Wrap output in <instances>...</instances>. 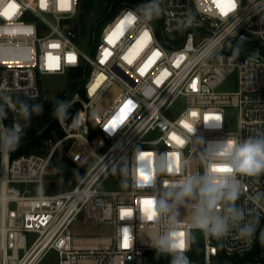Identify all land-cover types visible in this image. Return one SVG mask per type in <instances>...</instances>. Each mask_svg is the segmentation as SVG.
Returning a JSON list of instances; mask_svg holds the SVG:
<instances>
[{"label": "built area", "instance_id": "2783aa9c", "mask_svg": "<svg viewBox=\"0 0 264 264\" xmlns=\"http://www.w3.org/2000/svg\"><path fill=\"white\" fill-rule=\"evenodd\" d=\"M156 2L161 13L155 22L138 13L109 42L126 13L136 10L122 7L102 28L96 51L86 53L78 37L80 0H0V13L7 12L0 14V98L38 101L40 116L58 99V90L45 94L41 80L72 78L59 92L69 97L67 113L54 119L63 135L44 141L46 154L0 151V264H157L150 253H158L156 242L170 230L185 239L189 264H264V173L237 176L242 194L236 203L248 219L258 218L250 240L235 228L219 239L198 230L196 198L174 203L173 213L156 215L150 208L153 200L173 203L174 182L203 175L209 166L219 171L217 143L264 132V46L242 41L264 42V0H233L235 8L228 0L219 6L217 0ZM234 43L263 50L240 57L239 49L228 48ZM205 45L215 48L209 53ZM232 76L236 91L220 92ZM231 107L238 111L234 132L227 128ZM215 116L220 119L205 123ZM114 118L115 131H105ZM0 126L6 127L4 120ZM31 128L25 125V132ZM63 147L84 173L74 187L48 194L56 174L50 165ZM175 153L178 161L173 157L169 168ZM140 169L151 177L143 187L137 186ZM117 174L123 188L106 189ZM23 184L36 185V193L17 187ZM223 207L217 214L225 215ZM125 211L130 214L122 216ZM81 222L111 234L75 236Z\"/></svg>", "mask_w": 264, "mask_h": 264}, {"label": "clouds", "instance_id": "9594fccd", "mask_svg": "<svg viewBox=\"0 0 264 264\" xmlns=\"http://www.w3.org/2000/svg\"><path fill=\"white\" fill-rule=\"evenodd\" d=\"M138 13L139 18L148 22L159 16L161 8L156 0H150L149 3L140 5L135 11L129 10L126 16L133 17V21H135L138 18ZM214 48V45L211 48L205 45L204 50L211 53ZM9 107L17 110L18 118L28 121L31 120L34 113L40 114L43 111V105L40 103L30 105L27 101L19 98L13 101L10 97L3 96L2 102H0V121L6 118ZM68 107L67 102L57 101L54 114L63 118ZM207 122L208 120L205 118V123ZM22 131L23 127L19 119L10 127L0 126V151L5 153L14 151L19 145ZM213 152L220 158L219 171L209 166L203 175L188 176L174 182L171 185L175 189L173 203H169L167 199L153 200L150 202V208L156 215H159L161 211L173 213L174 203L182 202L185 198H196L198 204L193 223L198 230L219 239L235 228L241 238L250 240L256 229L255 224H258V218L248 219L246 210L237 205L236 201L242 194L237 176H258L264 173V132L244 140L231 138L219 142L215 145ZM141 154L138 153V155ZM168 167L172 168L171 159ZM147 180L150 181L151 177L147 176ZM144 181L145 177L141 176L137 181V186L143 187ZM222 202L224 205L222 211L225 212V215L217 214L216 211ZM261 235L264 237V232ZM181 241H183V248L179 247ZM155 248L159 254L170 255L172 257L171 264H189V260L184 254L187 248L186 241L185 239L181 240L175 230H170L161 236L156 242Z\"/></svg>", "mask_w": 264, "mask_h": 264}, {"label": "rangeland", "instance_id": "374dc122", "mask_svg": "<svg viewBox=\"0 0 264 264\" xmlns=\"http://www.w3.org/2000/svg\"><path fill=\"white\" fill-rule=\"evenodd\" d=\"M81 3L83 0H80ZM110 0H96L94 8L92 10H89L84 17V21L80 26V31H79V41H80V47L81 49L89 53L90 49L92 48V53H94L100 43V33L102 31V28L109 22L113 20V18L116 16L118 11L124 7V6H116L112 11H109V5ZM96 28V37H95V42L93 43V31L95 29V26L98 24ZM230 49L237 50L239 49L240 52V57H243L244 54L248 52L254 51H259L262 52L263 49H259L257 47L251 46V45H246V44H230L228 46ZM264 51V50H263ZM67 80L72 81V78L70 77H46L41 80V87L45 91V94H49V91L52 90H58V96L59 98L56 100L57 101H65L68 102L69 97H60V91L64 88ZM79 84H76L75 87L73 88L74 91L78 90ZM237 88V80L235 76L230 77L221 87H219L220 92H225V93H232L236 91ZM48 118L52 121L55 119L56 115L54 114V108H47L46 110ZM41 116V115H40ZM21 123L25 124L27 129L30 127H35L37 126L38 123V116L36 118H31L30 121L24 120L23 118L19 119ZM227 128L229 131H237L238 129V111L236 108H229L227 110ZM46 148V147H45ZM47 152V150H46ZM45 152V154H46ZM84 171L82 170V174ZM124 172L123 169L121 171V176L124 178ZM124 186V185H123ZM121 186V183L118 178V174L116 177L110 179L107 181L105 184V188L108 190H117L119 188H123ZM18 188H20L22 191L27 190L31 194L36 193V185L34 184H23V185H18ZM15 205L11 204V208H14ZM73 234L75 236H108L111 234V229L107 227H99V226H94V225H89L87 223L81 222L80 224L78 223L73 227ZM199 235L198 237H200ZM126 264H135L133 262H128Z\"/></svg>", "mask_w": 264, "mask_h": 264}, {"label": "trees", "instance_id": "16d2710c", "mask_svg": "<svg viewBox=\"0 0 264 264\" xmlns=\"http://www.w3.org/2000/svg\"><path fill=\"white\" fill-rule=\"evenodd\" d=\"M96 0H83L81 3L82 11L86 14L89 10L94 8ZM150 0H110L108 5L109 11H112L116 6H131L138 8L142 4L149 3ZM157 17L153 18L152 21H156ZM75 85L73 86V88ZM65 93H60V97L63 98ZM59 98V96H58ZM27 101L30 105L37 104L38 101L33 100H24ZM2 102V98H0ZM48 112H45L41 116H38L37 126L32 127L29 131L21 135L18 150L13 153V156H18L21 154L28 153H38L45 154L46 148L44 141L50 136L56 135L61 137L63 135L62 131L59 129L57 123L54 120H50L47 115ZM14 112L9 107L7 110V116L4 118L6 127L12 126L14 123L13 120ZM43 129L41 134H38L39 131ZM67 148L63 147L56 151L54 158L51 162V168L56 169V174L51 178L49 184L46 186V193L52 194L56 192L63 191L65 189L72 188L76 185L77 181L82 175V169H78L73 166L68 159L66 158ZM151 256H154L157 260V264H171L172 257L170 255L159 254L157 252L150 253ZM189 262L192 259V255H185Z\"/></svg>", "mask_w": 264, "mask_h": 264}, {"label": "snow or ice", "instance_id": "6c2138e0", "mask_svg": "<svg viewBox=\"0 0 264 264\" xmlns=\"http://www.w3.org/2000/svg\"><path fill=\"white\" fill-rule=\"evenodd\" d=\"M228 3H229V7L230 8H235V3L233 2V0H228ZM217 4H218V6H219V0H217ZM9 7L10 8H14L15 7V5H13V4H10L9 5ZM222 11H224V9L222 8L221 9ZM0 14H7V12H5V13H0ZM226 14V13H225ZM133 17H131V16H125L122 20H121V22H120V24L117 26V29L116 30H114L113 31V33L111 34V36L108 38L109 39V42H111V39H112V37H114V36H116L117 35V32H123V31H125L126 30V27L133 21ZM144 35L145 36H148V33L147 32H145L144 33ZM193 88H195V83L193 84ZM131 104H132V102L131 101H128L127 103H126V105H125V108H127V107H129V106H131ZM122 111H123V109H122ZM193 115H195V113H193ZM206 119L209 121V120H213V121H218L219 120V117L218 116H215V117H206ZM117 123H118V118H114L111 122H110V124L109 125H107L106 126V128H105V130L106 131H109V132H113V131H115V128H116V126H117ZM186 127H189V130H191V127L190 126H188V125H185ZM214 126H217V125H214ZM175 138V137H174ZM179 143H182V141H178ZM143 155L144 154H141V159L143 158ZM169 157H170V159H172L173 157H175V159L178 161V158H179V154L178 153H175V154H169ZM140 175L141 176H144L145 177V183H147L148 182V180H147V174L144 172V170L143 169H140ZM143 203H146V202H143ZM128 214H130V213H128L127 211H125V212H123L122 213V216L123 215H128ZM125 241L127 240V230L125 229ZM126 246V245H125ZM179 247H183V241H181V243L179 244Z\"/></svg>", "mask_w": 264, "mask_h": 264}, {"label": "water", "instance_id": "95a60500", "mask_svg": "<svg viewBox=\"0 0 264 264\" xmlns=\"http://www.w3.org/2000/svg\"><path fill=\"white\" fill-rule=\"evenodd\" d=\"M84 16H85V13L83 11H81L80 15H79V23L83 22ZM78 25L79 24H75L74 29L70 32V35L72 36L73 39H75L77 30H78ZM242 41H244L245 43H248V44L256 45V46H264V42H262L260 40H253V39H249V38H246V37H242ZM17 98H19V97H17ZM54 99H55V96L47 97V98H45V102H46L47 105H49ZM11 110L17 111L14 108L13 109L11 108ZM38 115L39 114H35L34 113L31 118H36ZM17 119H20V118H18L17 112H16V115L14 116V122L17 121ZM21 125L23 127L22 134H24L25 133V125H23V124H21Z\"/></svg>", "mask_w": 264, "mask_h": 264}]
</instances>
